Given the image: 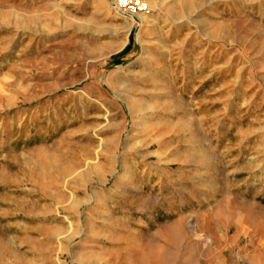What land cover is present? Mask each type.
<instances>
[{"label":"rangeland","instance_id":"374dc122","mask_svg":"<svg viewBox=\"0 0 264 264\" xmlns=\"http://www.w3.org/2000/svg\"><path fill=\"white\" fill-rule=\"evenodd\" d=\"M130 1L0 0V264H264V0Z\"/></svg>","mask_w":264,"mask_h":264},{"label":"built area","instance_id":"2783aa9c","mask_svg":"<svg viewBox=\"0 0 264 264\" xmlns=\"http://www.w3.org/2000/svg\"><path fill=\"white\" fill-rule=\"evenodd\" d=\"M116 7L132 13V15H137L143 11L140 2L133 4L130 0H117Z\"/></svg>","mask_w":264,"mask_h":264},{"label":"bare ground","instance_id":"6f19581e","mask_svg":"<svg viewBox=\"0 0 264 264\" xmlns=\"http://www.w3.org/2000/svg\"><path fill=\"white\" fill-rule=\"evenodd\" d=\"M136 16H138L137 19H138L140 22H142V23L144 22L142 16H140V15H138V14H137ZM131 18L133 19L134 17H131ZM134 19H136V17H135Z\"/></svg>","mask_w":264,"mask_h":264}]
</instances>
